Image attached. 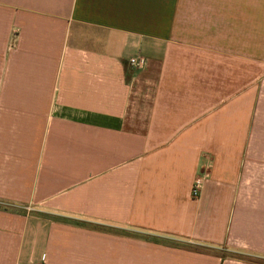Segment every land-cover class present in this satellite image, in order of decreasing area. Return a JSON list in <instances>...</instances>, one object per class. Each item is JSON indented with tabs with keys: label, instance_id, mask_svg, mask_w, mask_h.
Listing matches in <instances>:
<instances>
[{
	"label": "crops",
	"instance_id": "0c3cea01",
	"mask_svg": "<svg viewBox=\"0 0 264 264\" xmlns=\"http://www.w3.org/2000/svg\"><path fill=\"white\" fill-rule=\"evenodd\" d=\"M0 264H264V0H0Z\"/></svg>",
	"mask_w": 264,
	"mask_h": 264
},
{
	"label": "built area",
	"instance_id": "2783aa9c",
	"mask_svg": "<svg viewBox=\"0 0 264 264\" xmlns=\"http://www.w3.org/2000/svg\"><path fill=\"white\" fill-rule=\"evenodd\" d=\"M131 63L132 65L134 66H139L142 64V61L139 60V59H136V58H133L131 59ZM200 188H201V179H197L195 184H194V187H193V195L195 197H198L199 194H200Z\"/></svg>",
	"mask_w": 264,
	"mask_h": 264
}]
</instances>
